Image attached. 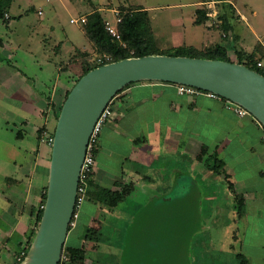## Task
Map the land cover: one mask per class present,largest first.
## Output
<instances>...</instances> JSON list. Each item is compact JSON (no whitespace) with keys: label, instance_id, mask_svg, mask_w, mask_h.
<instances>
[{"label":"crops","instance_id":"0c3cea01","mask_svg":"<svg viewBox=\"0 0 264 264\" xmlns=\"http://www.w3.org/2000/svg\"><path fill=\"white\" fill-rule=\"evenodd\" d=\"M217 1L222 0H188L186 7L192 9L187 12L189 16L183 4H173L169 12L175 26L172 31L163 27L161 19L158 20L159 15L153 12L157 9L147 0H136L131 4L149 11L152 25H157V31L161 34L168 35L170 47L192 45L200 49L218 43L227 47L228 54L232 52L237 55L238 48L262 57L264 34L257 35L254 25L239 4L241 0H227L236 10V17L232 19L233 28L229 29L233 36L218 37V30L210 26L211 18L202 24L194 22L198 8L207 2ZM96 8L104 21H114L103 14L100 4L92 7L88 13L80 12V16L90 14ZM186 16L193 25L201 27L199 32L186 27ZM238 22H245L256 35L254 42L236 35ZM230 38H235L236 43L233 44ZM63 42L59 40L53 45L55 53L61 51ZM90 44V49L75 47L69 59L79 50L91 52L93 44ZM0 53L6 58H0V93L9 99L8 107L2 103L1 114L22 129L30 124L36 129L33 120L39 118L46 107L47 97L57 90L59 85L56 86V82H59L57 77L60 79V75L55 77L52 93L47 94L45 85L37 84L18 65L9 62L8 58L13 52L2 37ZM69 59L58 64V71L68 72L75 63H80ZM113 102L116 115L102 128L92 177L94 185L88 189V198L80 209L77 227L79 219L86 214V228L109 236L114 230L112 220L123 217L126 226H129L135 222V218L137 220V214H143L144 210L153 209L155 204L160 203L163 193L170 194L168 198L165 197L168 207L176 209V198L172 194L179 191L187 194L194 186H202V182L210 181L211 177L203 165L204 156L199 155L203 146H207V154L213 153L224 162L230 182L220 186L227 188L228 195L231 193L229 187H232L235 195L229 197L235 204L240 203L237 206L246 212L264 206V144L262 129L254 115L239 116L221 100L204 95L181 94L175 82L153 79L129 84L116 95ZM27 133L20 131L19 136L23 138ZM217 145L216 149H211V146ZM25 151L23 159L14 156L16 169L0 166V264L17 262L16 256L23 250L37 221V213L42 205L40 190L49 184L50 165L48 159L40 157L39 140L36 148L30 146ZM217 175L220 176L219 173ZM123 185H128L130 189L123 201L115 206L103 203L101 188L115 191L122 190ZM137 191L142 194L138 192L136 195ZM236 194L240 195L238 199ZM89 241L95 242L82 237L80 245L85 247Z\"/></svg>","mask_w":264,"mask_h":264},{"label":"rangeland","instance_id":"374dc122","mask_svg":"<svg viewBox=\"0 0 264 264\" xmlns=\"http://www.w3.org/2000/svg\"><path fill=\"white\" fill-rule=\"evenodd\" d=\"M60 1L69 8L64 7ZM132 1L136 0H11L5 17L0 18V37L7 42L13 52L11 58H8L9 62L18 65L21 71L37 84L45 85L44 91L47 94L52 93L55 77L60 75V79L57 77L59 82H56V86L57 84L59 86L54 95L47 97V105L39 114V118L33 120L36 129H33L31 124V127L26 126L22 129L1 114L2 103L8 107L9 99L0 93V157L5 159H0V166L16 169L14 156L23 159L25 149H29L30 146L36 148L39 140L40 157L48 159L51 171L52 144L58 118L67 90L73 86L75 79L83 71V65L80 63H75L68 72H60L57 67L61 61L68 62L75 47L91 48L81 24L71 22L70 19L79 17L80 12L88 13L92 7L100 4L103 7L101 10L103 14L115 22V17L122 16L125 8L141 7L131 4ZM147 1L155 6L157 10L153 12L159 15L158 20L161 19L163 27L167 30L175 28L169 13L173 4H183L186 13L192 10L191 7H186L188 0ZM239 4L254 25L257 35H263L264 0H241ZM113 7L116 10H109ZM201 7L208 11L212 21L210 26L218 30V37L233 36V32L225 31L221 25L219 14L224 10L222 1L207 2ZM187 14L189 16V13ZM88 15H85L87 19ZM184 22L189 30L196 32L201 30V27L193 25L187 16ZM244 23H237L236 35H242V39L246 37V41L254 42L256 35ZM156 26L150 21L154 43L160 49L172 48L168 35L161 34ZM234 39L230 38L233 44L236 43ZM59 40L64 41L62 49L55 53L52 47ZM206 49L207 47L200 48L203 52ZM91 54L89 61L94 63L106 58L113 59V55L108 52L92 50ZM229 58L231 61L238 59L232 52H229ZM20 130L24 133L33 131L36 136L34 133H27L22 138L19 136ZM216 147L218 145L211 146V149ZM47 150L48 154H45ZM199 155L204 156L203 165L211 177L209 182H202V186H194L187 194L181 191L172 194L171 196L176 198L174 203L177 205L176 209L168 207V199L165 201V197L168 198L170 194H166L160 197L162 200L160 199V203L155 204L153 209L137 214V220L135 218V222L129 226H126L123 217L115 218L111 223L114 230L109 236L105 235V242L89 241L85 244L88 250L86 264H222L226 259H233L239 252L245 255L248 264H264V206L247 212L240 208V203L235 204L229 197L231 194L235 195L232 187H229L231 193L228 195L227 188L220 186L230 182L227 171L218 176L217 169L209 168V164L217 158L215 154H207V150L204 149ZM195 181L196 179L194 183ZM44 191L45 187L42 186L41 204L44 202ZM236 196L238 199L240 195ZM86 216L84 214L79 219L78 227H70L65 245L81 244L86 230ZM40 224L39 221L34 223L30 234V237H34L33 240Z\"/></svg>","mask_w":264,"mask_h":264},{"label":"water","instance_id":"95a60500","mask_svg":"<svg viewBox=\"0 0 264 264\" xmlns=\"http://www.w3.org/2000/svg\"><path fill=\"white\" fill-rule=\"evenodd\" d=\"M144 79L213 91L241 104L264 125V74L238 61L157 53L125 57L89 70L70 90L58 118L47 198L29 250L36 246L30 264H60L93 127L119 91Z\"/></svg>","mask_w":264,"mask_h":264},{"label":"trees","instance_id":"16d2710c","mask_svg":"<svg viewBox=\"0 0 264 264\" xmlns=\"http://www.w3.org/2000/svg\"><path fill=\"white\" fill-rule=\"evenodd\" d=\"M222 2L224 10L219 14V17L222 21L221 25L223 26L224 30L228 31L229 29L233 28L232 19L234 17V7L232 3L227 0H222ZM10 4L11 0H0V18L5 17V13L9 10L8 8ZM196 14L197 15L194 21L196 24H202L209 18L208 11L203 7L198 8L196 10ZM121 15L122 20L118 24V27L121 33L122 41L114 39L108 33L105 27L104 18L98 8H96V10L88 15L87 21L82 24V29L89 41L93 44V50L100 53H111L113 55V59L106 58L103 61L94 63L89 61V58H91L92 55V51L90 52L79 50V52L72 57L75 58L73 59L74 61H79L80 63H82L83 71L80 73L78 78L75 79V83L83 74L87 73L89 70L97 66L130 56H142L146 54L162 53L169 55L200 56L206 58L230 60L227 47L218 43L207 47L204 52L192 45H179L166 50L160 49L153 41L152 32L150 30V14L147 9L141 7H130L128 9L125 8ZM131 49L133 50V52H131ZM236 53L238 62L244 63L264 74V70L256 65V61L259 57L256 56L255 52H246L243 49L236 48ZM0 58L6 59L1 54ZM75 83H73V86L75 85ZM72 87L67 90L66 98ZM121 91H119L118 93H120ZM206 148L207 146H203L202 150ZM209 168L217 169V173L219 174L225 172V164L219 158H215L214 162H211L209 164ZM91 185H94L93 180H91L90 182V186ZM47 189L48 186L45 185V191L43 193L44 202H42V205L40 206L37 213V221L39 222L42 220L44 213L47 198ZM129 190L130 189L128 185H123L122 190L115 191L103 187L101 188V200L107 206H115L125 199L126 195L129 193ZM163 195L166 194L163 193L160 195V197ZM83 237L89 240H93L95 241V243L97 241H106V236L104 234L97 232L90 227L86 228ZM33 238L34 237L29 236L28 240L25 242L23 246L25 254L22 256V260L29 252L30 247L34 241ZM87 257L88 250L84 246L66 244L64 245L60 264H86ZM20 262L21 261H17L14 264H19ZM222 264H248V262L245 255L242 254V252H239L234 256L233 259H226V261H224Z\"/></svg>","mask_w":264,"mask_h":264},{"label":"built area","instance_id":"2783aa9c","mask_svg":"<svg viewBox=\"0 0 264 264\" xmlns=\"http://www.w3.org/2000/svg\"><path fill=\"white\" fill-rule=\"evenodd\" d=\"M71 22L75 23H85L87 21L86 16H79V17H72ZM122 17L116 16L115 23L111 22L110 20H105V27L108 33L118 41H122L121 33L118 27V24L121 22ZM262 43L264 44V38L262 39ZM256 65L264 70V55L259 57L256 61ZM178 92L181 94L193 95V96H200L204 95L210 98L221 100L225 103L226 107L233 110L237 115L244 116L247 114H251L247 108L242 106L241 104L237 103L236 101L221 96L213 91L205 90L199 88L194 85L183 84V83H176ZM114 99L115 97L105 106L104 110L100 114L99 118L97 119L93 130L91 132L89 142L86 148L85 157L81 166L80 172V180L77 189V197H76V204L75 210L70 221V227L76 226L77 219L79 217L80 209L83 203L88 198V189L90 186V182L92 180L95 166H96V152L99 144V138L102 131V128L105 124H107L111 119H113L116 115V109L114 106ZM256 118V117H255ZM259 126L262 129V142L264 144V125L261 121L256 118ZM264 152V150H263ZM25 254L24 250L21 253L17 254L16 261H22V256Z\"/></svg>","mask_w":264,"mask_h":264},{"label":"bare ground","instance_id":"6f19581e","mask_svg":"<svg viewBox=\"0 0 264 264\" xmlns=\"http://www.w3.org/2000/svg\"><path fill=\"white\" fill-rule=\"evenodd\" d=\"M36 251V246L33 245L31 251L28 253L27 257L20 264H30L33 260L34 253Z\"/></svg>","mask_w":264,"mask_h":264}]
</instances>
